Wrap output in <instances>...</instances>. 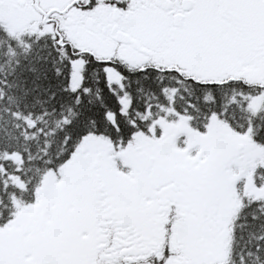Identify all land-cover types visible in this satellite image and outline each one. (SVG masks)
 <instances>
[{"label":"snow or ice","instance_id":"1","mask_svg":"<svg viewBox=\"0 0 264 264\" xmlns=\"http://www.w3.org/2000/svg\"><path fill=\"white\" fill-rule=\"evenodd\" d=\"M0 264H264V0H0Z\"/></svg>","mask_w":264,"mask_h":264}]
</instances>
